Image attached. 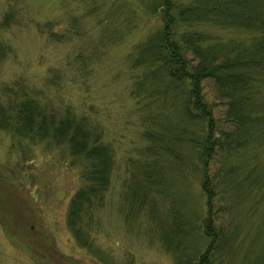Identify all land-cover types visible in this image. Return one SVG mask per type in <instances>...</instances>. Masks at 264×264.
Here are the masks:
<instances>
[{
	"label": "rangeland",
	"instance_id": "374dc122",
	"mask_svg": "<svg viewBox=\"0 0 264 264\" xmlns=\"http://www.w3.org/2000/svg\"><path fill=\"white\" fill-rule=\"evenodd\" d=\"M157 1L0 0V83L19 78L41 89V105L86 114L115 156L102 201L82 219L83 244L66 222L82 161L51 137L19 141L0 129V264H186L205 249L206 194L199 171L180 158L194 154L182 114L160 117L172 151H159L162 161L148 167L152 189L143 203L129 202L132 182H142L141 160L153 161L130 95L142 68L131 67L129 54L160 25ZM202 92L213 116L223 118L227 105L212 78L202 80ZM172 118L177 128L166 122ZM251 144L234 157L226 183L238 191L224 193L222 183L213 198L223 240L215 264H264V144ZM220 158L210 164L213 176Z\"/></svg>",
	"mask_w": 264,
	"mask_h": 264
},
{
	"label": "trees",
	"instance_id": "16d2710c",
	"mask_svg": "<svg viewBox=\"0 0 264 264\" xmlns=\"http://www.w3.org/2000/svg\"><path fill=\"white\" fill-rule=\"evenodd\" d=\"M152 10L161 18L160 25L133 46L129 58L131 67L142 68L133 77L130 95L140 112L142 136L147 141L144 153L151 154L153 161L141 160L142 182H132L129 202L143 203L147 189H152L148 167L162 161L157 159L159 151H172L171 138L169 144L165 141L167 125L160 117L165 111L171 114L169 110L182 114L183 129L192 131L185 140L193 145L194 154L180 158L200 173L206 194L203 232L208 238L205 249L186 264H215L223 240L213 224L214 195L222 183L224 193L230 188L238 191V184H226L235 171L234 157L247 153L252 142L264 144V0H158ZM206 78L214 80L219 96L225 99L223 118L213 116L204 97L202 80ZM42 96L41 89H30L19 78L1 82L0 129L19 141L51 137L82 161V183L69 200L66 222L88 244V226L82 219L102 201L109 185L113 148L86 114L41 105ZM170 120L166 122L175 125ZM218 156L220 172L213 176L210 164ZM137 206L131 204L129 210L138 211Z\"/></svg>",
	"mask_w": 264,
	"mask_h": 264
}]
</instances>
